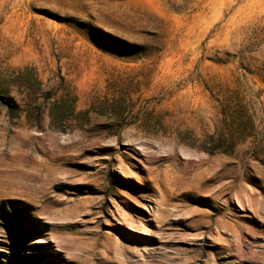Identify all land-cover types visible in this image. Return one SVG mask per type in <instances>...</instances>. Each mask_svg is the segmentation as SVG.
<instances>
[{"label": "rangeland", "instance_id": "1", "mask_svg": "<svg viewBox=\"0 0 264 264\" xmlns=\"http://www.w3.org/2000/svg\"><path fill=\"white\" fill-rule=\"evenodd\" d=\"M0 264H264V0H0Z\"/></svg>", "mask_w": 264, "mask_h": 264}]
</instances>
